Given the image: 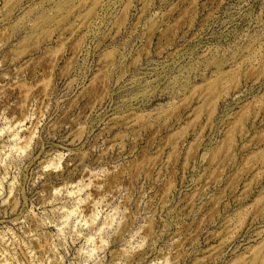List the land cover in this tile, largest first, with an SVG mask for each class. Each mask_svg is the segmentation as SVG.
I'll list each match as a JSON object with an SVG mask.
<instances>
[{"label":"rangeland","instance_id":"374dc122","mask_svg":"<svg viewBox=\"0 0 264 264\" xmlns=\"http://www.w3.org/2000/svg\"><path fill=\"white\" fill-rule=\"evenodd\" d=\"M0 264H264V0H0Z\"/></svg>","mask_w":264,"mask_h":264}]
</instances>
